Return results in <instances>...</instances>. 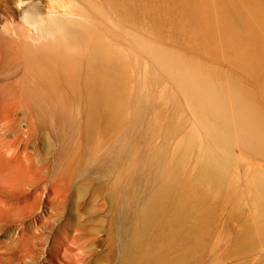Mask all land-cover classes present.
Here are the masks:
<instances>
[{"label": "rangeland", "instance_id": "obj_1", "mask_svg": "<svg viewBox=\"0 0 264 264\" xmlns=\"http://www.w3.org/2000/svg\"><path fill=\"white\" fill-rule=\"evenodd\" d=\"M42 1L39 30L0 2L10 9L0 46L15 51L13 41L60 32L74 16L71 29L106 27L109 115L89 122L85 101L66 97L45 109L38 64L0 94V264H147L130 262L131 232L161 188L153 177L175 160L181 179L218 184L200 245L159 246L157 264H180L185 250L194 254L183 264H264V0ZM18 152L31 161H11Z\"/></svg>", "mask_w": 264, "mask_h": 264}, {"label": "bare ground", "instance_id": "obj_2", "mask_svg": "<svg viewBox=\"0 0 264 264\" xmlns=\"http://www.w3.org/2000/svg\"><path fill=\"white\" fill-rule=\"evenodd\" d=\"M1 1L2 0H0V2ZM7 1H9V7V3H11L12 6L15 4L19 7L21 11L19 12L20 15H14L22 18V22H24L26 26H29L27 28L34 27V30L43 26H39L36 19L37 17L32 16L35 15V13H40V15H42V11L46 8L42 0L30 3L28 8H25V1L23 0ZM61 1L62 0H60V2ZM51 8L54 9L55 6L52 5ZM8 10L10 9L8 8ZM8 10L6 9L4 12L7 13ZM4 12L0 13V27L2 30L6 27V14H4ZM51 14L52 13H50L49 16ZM71 16L73 17L74 14L71 13ZM33 17H35V19ZM74 17L78 18L74 20H60L61 24L64 26V29L60 32H53L48 36L49 30L47 35L43 34L46 33V31L35 34V30V33L32 32L35 34L34 37H29L32 43L27 42L26 38H28L29 35H25L26 38L24 39L26 42L24 41L21 43L20 41H13L12 44L15 47V51L6 52L3 49L7 48L0 46V67L5 63V54H8L11 58L10 62H6L7 69L2 68L5 72L4 75L0 71V83H2L0 86L1 98L6 95L11 97L14 95V93L11 95V91L21 88L18 84L13 83L12 78H21L25 76V73H31L28 72V70L35 72L34 64H38L41 70L39 75L44 83H41V87L38 85L35 88V93L38 96L41 94L42 97H44L42 102L45 105V109L52 111L53 114L55 113L53 111L58 109L53 98L66 97L68 104L72 100L74 101V99H83L82 101H85L88 114L90 115L89 122L92 121L90 118H93L92 116L94 114L108 118L109 114L107 109L110 108L112 93L109 80L110 70L108 47L106 44L107 35L104 34V29L106 27L100 26L103 27L102 31L97 26V29H94L90 25L85 26V29L82 31L71 29L68 24L75 20H79V17L82 18V16ZM42 20H44L43 17ZM89 22H92V20ZM13 23H15V20ZM15 25L18 26V24ZM26 26L21 27L23 29ZM43 28L45 29V27ZM27 31L28 30H26V32ZM30 31L31 30H29V32ZM24 53L28 58L27 64L18 61L19 58L22 60ZM22 89L25 90L24 88ZM3 132V145L1 148L7 153H10L12 151V146L9 141L10 128L6 127ZM130 132L131 134L129 133V136L132 137L130 138L131 144H134L139 136H137L135 131L131 130ZM6 152L2 153L6 154ZM10 160L14 162L22 161V163L31 161L27 153L22 152L11 155ZM177 164L175 160L170 167H166V169L159 172V174L154 173L157 175L156 177L154 174H151L154 176L153 178H158L161 181V188L158 192H153L155 194H150L149 200H146L147 202L144 201L145 204L143 207L141 206L142 209L138 214L139 216L137 215L138 220L136 226L131 232V263L144 260L147 261V264H157L159 258H152V251L159 246L162 248V245L166 247H175L181 242L188 243L190 239L196 240L200 245V235L203 230L202 222L203 219L206 218V213L202 205L205 198L210 194L208 192L210 188L214 189L212 186L217 185L218 182L214 181L215 183L211 185L206 180L208 176L207 173L202 175L199 179L193 178L191 180L189 178L183 180L179 177L180 167ZM143 165L144 161L142 162V166ZM141 170L142 169L137 173V176H140ZM212 172L214 171L212 170ZM193 254L194 252L185 250L180 255L177 263L183 264L185 261L188 262V260L192 259Z\"/></svg>", "mask_w": 264, "mask_h": 264}]
</instances>
